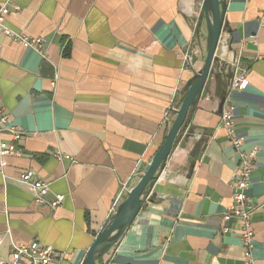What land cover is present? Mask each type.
Here are the masks:
<instances>
[{
  "label": "crops",
  "instance_id": "1",
  "mask_svg": "<svg viewBox=\"0 0 264 264\" xmlns=\"http://www.w3.org/2000/svg\"><path fill=\"white\" fill-rule=\"evenodd\" d=\"M13 2L20 10L6 25L47 44L44 57L0 34V104L24 130L22 155H8L4 165L0 157V259H11V242L37 241L58 251L51 264H81L119 191L136 185L165 144L175 119L166 113L205 66L213 10L196 13L202 0ZM220 6L208 80L138 212L97 264H245L242 222L224 220L239 165L221 121L219 105L228 96L243 148L258 149L247 192L253 264H264V0ZM193 45L200 54L189 64ZM232 55L249 82L230 95L231 79L216 63ZM28 169L50 184L46 203L20 181ZM58 193L65 200L52 208Z\"/></svg>",
  "mask_w": 264,
  "mask_h": 264
},
{
  "label": "built area",
  "instance_id": "2",
  "mask_svg": "<svg viewBox=\"0 0 264 264\" xmlns=\"http://www.w3.org/2000/svg\"><path fill=\"white\" fill-rule=\"evenodd\" d=\"M19 10L20 6L15 4L13 0H7L0 5V34H7L15 40L19 39L23 42L25 47L35 48L45 57L47 42L42 37L16 33L6 25V19L17 13ZM199 54L200 51L195 45H193L192 52L187 53L185 57L189 61V64H191L197 60ZM216 69L219 74L226 75L231 79L230 95L235 90H243L249 82L246 72L239 71V63L235 55H232L229 58H220L216 63ZM230 100L231 96L225 97L221 121L230 137L232 146L236 149L239 155V165L232 175L234 178L233 204L225 213L224 220H230L234 217L242 222L240 235L245 250L244 263L253 264V243L256 236L253 230L252 221L254 207L251 204V198L248 195L247 190L251 185L253 171L258 167V149L252 148V150H246L243 148V139L235 132L233 106H231ZM180 104L181 102L179 103V101L175 103L173 102L170 110L166 113V117L169 120L171 117L176 118L180 109ZM6 132L11 134V141L7 143L0 142V157L2 159V165H4V159L5 157H8V155H22L23 149L20 146V140L24 135V130L12 122L10 114L5 107L0 104V135ZM59 157L62 159V156ZM20 181L30 186L33 192V197L37 203L47 202L45 198L50 191V184L46 180L40 178L34 170H26L22 174ZM129 190L130 188L127 185H124L117 194V197L110 208V214L106 226H108L114 218L118 207L124 201L125 194H127ZM54 198L55 199L48 203L52 208L59 206L65 200L64 195L59 193L56 194ZM227 229V226L224 227V231ZM2 242L3 238H0V245H2ZM11 243V259L8 261L0 259V264H51L61 257L55 247L41 242L32 241L25 243Z\"/></svg>",
  "mask_w": 264,
  "mask_h": 264
},
{
  "label": "water",
  "instance_id": "3",
  "mask_svg": "<svg viewBox=\"0 0 264 264\" xmlns=\"http://www.w3.org/2000/svg\"><path fill=\"white\" fill-rule=\"evenodd\" d=\"M221 0H205L204 7L205 10L211 8L213 10L212 24H211V39L208 46V53L205 60L204 68L195 73L192 77V80L189 83L187 94L184 99L181 101L180 109L177 113L176 118L173 121V126L167 134V140L165 144L160 148L157 154L152 158L149 168H147L141 176L138 178L136 185L130 188L127 193V198L124 202L118 207L117 213L114 218L104 227L95 237L94 243L88 249L85 258L81 264H97V257L99 256L100 251L107 245L114 243L118 240V237L125 230V227L131 220V218L138 212L139 206L141 205L142 193L145 188L149 185L152 178L158 172L161 167V164L166 160V158L171 153L173 145L177 140V136L184 125V121L187 118V115L190 111V106L193 103L195 96L200 90L205 86L208 76L213 69V62L217 52V47L220 40V33L222 30L223 20H222V11L220 6ZM225 102V97L221 99L220 102V111L223 110V104ZM129 210H132L133 213L127 217ZM111 236H114V239L108 241ZM103 245L100 250H97L99 246Z\"/></svg>",
  "mask_w": 264,
  "mask_h": 264
},
{
  "label": "rangeland",
  "instance_id": "4",
  "mask_svg": "<svg viewBox=\"0 0 264 264\" xmlns=\"http://www.w3.org/2000/svg\"><path fill=\"white\" fill-rule=\"evenodd\" d=\"M204 1H205V0H202V2H204ZM202 5H204V4L202 3ZM202 5H197L198 8L200 7L199 10H198V12H197V9H195V12H196V13H200V12H201L200 15H202L203 10L205 9ZM209 10L212 11L211 8H210ZM195 12H193V13H195ZM197 17H198V16H196V15L194 16V14L192 15V18H194L193 21H195V23L193 24V27L195 28V29H194L195 32H197V28H198V23H197V21H196ZM196 23H197V24H196ZM195 35H196V34H195ZM209 43H210V42H209ZM208 46H209V45H208ZM126 198H127V194H125V199H126ZM125 199H124V200H125ZM123 202H124V201H123ZM123 202H122V203H123ZM99 232H100V231H99ZM99 232H98V233H99ZM112 239H114V236H111L110 239H108V241H111ZM118 240H119V239H118ZM118 240H117V241H118ZM117 241H115L114 243H111V244H107V245H106V246L100 251V253H101L103 250H105L106 248L111 247L112 245L116 244ZM100 253H99V255H100ZM98 257H99V256H98ZM98 257H97V258H98Z\"/></svg>",
  "mask_w": 264,
  "mask_h": 264
},
{
  "label": "bare ground",
  "instance_id": "5",
  "mask_svg": "<svg viewBox=\"0 0 264 264\" xmlns=\"http://www.w3.org/2000/svg\"><path fill=\"white\" fill-rule=\"evenodd\" d=\"M133 211L129 210L127 213V217H129L130 215H132ZM103 247V245L99 246L97 250H100Z\"/></svg>",
  "mask_w": 264,
  "mask_h": 264
},
{
  "label": "trees",
  "instance_id": "6",
  "mask_svg": "<svg viewBox=\"0 0 264 264\" xmlns=\"http://www.w3.org/2000/svg\"><path fill=\"white\" fill-rule=\"evenodd\" d=\"M186 92H185V90L183 91V93H182V96H181V98H180V100H179V103L184 99V97L186 96ZM183 127V126H182Z\"/></svg>",
  "mask_w": 264,
  "mask_h": 264
}]
</instances>
